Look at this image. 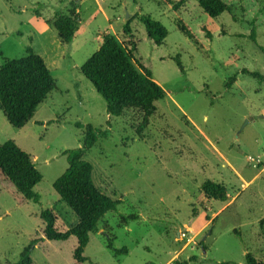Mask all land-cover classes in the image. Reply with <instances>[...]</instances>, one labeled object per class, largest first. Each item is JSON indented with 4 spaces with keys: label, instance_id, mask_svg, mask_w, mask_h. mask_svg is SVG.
Instances as JSON below:
<instances>
[{
    "label": "rangeland",
    "instance_id": "374dc122",
    "mask_svg": "<svg viewBox=\"0 0 264 264\" xmlns=\"http://www.w3.org/2000/svg\"><path fill=\"white\" fill-rule=\"evenodd\" d=\"M226 1L231 13L214 19L196 0H0V67L31 46L57 84L23 128L0 111V143L15 141L43 176L34 203L0 172V264H17L36 239L43 240L33 264H78V239H44L41 218L53 210L59 231L79 222L54 189L68 168L64 152L84 143L76 123L108 131L86 159L96 184L120 203L91 234L81 264H247V253L264 261V0ZM73 9L82 33L65 45L50 23ZM147 15L168 30L162 46L147 35ZM179 24L193 30L198 45ZM106 35L134 47L136 65L165 90L140 134L142 119L132 111L109 116L81 72ZM209 180L226 188V202L205 196Z\"/></svg>",
    "mask_w": 264,
    "mask_h": 264
},
{
    "label": "trees",
    "instance_id": "16d2710c",
    "mask_svg": "<svg viewBox=\"0 0 264 264\" xmlns=\"http://www.w3.org/2000/svg\"><path fill=\"white\" fill-rule=\"evenodd\" d=\"M196 1L201 10L214 19L232 11L226 0ZM79 22L80 15L76 9H73L70 15L56 14L50 24L63 44L72 45L82 33ZM142 22L149 39L157 46H162L168 36L166 27L149 15L143 17ZM178 27L198 45L199 42L189 26L179 24ZM203 30H206L207 37L211 39L210 31L205 28ZM124 32L126 35H131L128 25ZM251 38L256 43L255 32L252 33ZM133 52H135L134 47L129 49L116 36L106 35L100 49L83 64L81 72L97 93L106 100L109 116L122 117L127 111H132L142 119L138 130L140 134V131L147 128L149 119L157 113V102L163 100L166 93L147 67L139 61V67L136 65ZM250 74L263 79L258 73ZM235 82L236 77L230 78L228 87ZM56 89L53 71L31 46L28 47L26 56L20 59H8L0 67V111L15 128H23L33 120L39 106ZM76 127L84 128V143L80 148L64 152L68 168L55 182L54 189L61 201L76 214L79 222L67 231H59L56 228L57 217L53 210H43L41 218L44 222V239L57 242L67 241L71 237L78 239L73 257L78 264H81L87 261L84 253L91 234L98 232L100 221L109 212L117 211L120 203L114 201L96 184L94 165L86 159L87 153L95 146L98 137H106L108 131L80 123H76ZM0 172L25 199L34 203L40 202V195L35 192V188L41 183L43 176L31 156L23 152L15 141L0 143ZM202 191L208 199L220 202L228 200L227 190L222 184L209 180L203 184ZM135 219L133 215L124 218L125 221ZM41 240L43 239L33 240L22 252L17 264H33L31 253ZM113 244L114 240L110 237L108 248L112 249ZM123 252L126 253L127 250L123 249ZM246 262L264 264V261H258L250 253L246 255Z\"/></svg>",
    "mask_w": 264,
    "mask_h": 264
}]
</instances>
